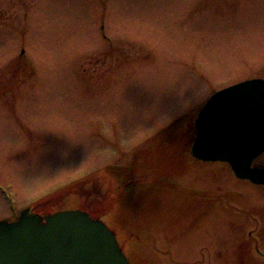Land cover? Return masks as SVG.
I'll list each match as a JSON object with an SVG mask.
<instances>
[{
  "label": "rangeland",
  "instance_id": "obj_1",
  "mask_svg": "<svg viewBox=\"0 0 264 264\" xmlns=\"http://www.w3.org/2000/svg\"><path fill=\"white\" fill-rule=\"evenodd\" d=\"M250 77H264V0H0V218L10 201L134 151L148 180L113 219L156 236L158 249L139 244L142 264H220L212 219L200 220L217 195L211 179L236 191L235 211L263 195L229 171L218 177L214 162L182 166L180 132L213 91Z\"/></svg>",
  "mask_w": 264,
  "mask_h": 264
},
{
  "label": "water",
  "instance_id": "obj_2",
  "mask_svg": "<svg viewBox=\"0 0 264 264\" xmlns=\"http://www.w3.org/2000/svg\"><path fill=\"white\" fill-rule=\"evenodd\" d=\"M192 146L202 159L227 160L237 176L264 184V168L251 167L264 150V79L217 91L200 111ZM0 264H130L115 233L79 209L45 216L23 211L0 221Z\"/></svg>",
  "mask_w": 264,
  "mask_h": 264
},
{
  "label": "flooded vegetation",
  "instance_id": "obj_3",
  "mask_svg": "<svg viewBox=\"0 0 264 264\" xmlns=\"http://www.w3.org/2000/svg\"><path fill=\"white\" fill-rule=\"evenodd\" d=\"M191 134L195 136V128L194 131L188 133V135ZM225 166L227 167V165ZM119 178L115 171H108L107 173L101 172L85 180L82 184L76 186L74 190L76 195L84 194V198L78 199L77 202H82L83 206L86 205L91 211L103 213L106 209L108 213H111V209L107 208L106 204H113L114 207L115 203L119 201L121 197V181ZM213 183L214 181H212L209 191L217 195L208 197L210 199V212L200 217V220H205L206 217L212 219L214 234L210 238L213 247L210 248L209 254L213 252L212 258L217 262L219 261L220 264H264V206L261 207L263 212L260 213L250 211H242L240 214L235 213L233 204L227 197L228 190H225L224 186H215ZM203 193L205 191L200 194L205 197ZM17 212L18 209L13 210L8 214L10 216L7 217L16 218L18 216L16 215ZM229 224H234L235 236L232 233L229 234L227 228ZM250 225H252V228L249 229ZM145 241L146 247L158 249V240L152 233L147 235ZM204 247L206 248V245ZM260 251H263V253H258ZM250 252H253V254H250ZM207 260L208 257L204 259L203 255L202 259L192 262L204 264L208 263Z\"/></svg>",
  "mask_w": 264,
  "mask_h": 264
}]
</instances>
